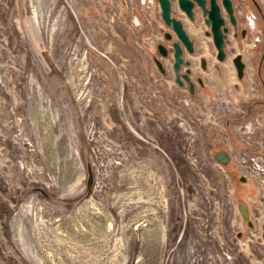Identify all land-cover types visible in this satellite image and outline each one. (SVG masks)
<instances>
[{
    "label": "rangeland",
    "instance_id": "1",
    "mask_svg": "<svg viewBox=\"0 0 264 264\" xmlns=\"http://www.w3.org/2000/svg\"><path fill=\"white\" fill-rule=\"evenodd\" d=\"M174 9L194 93L158 0H0V264H264V46Z\"/></svg>",
    "mask_w": 264,
    "mask_h": 264
},
{
    "label": "water",
    "instance_id": "2",
    "mask_svg": "<svg viewBox=\"0 0 264 264\" xmlns=\"http://www.w3.org/2000/svg\"><path fill=\"white\" fill-rule=\"evenodd\" d=\"M161 8H162V15L165 23L168 26H171L174 31L176 32L179 40L175 41L174 48H175V62H174V69L177 74L178 81L180 82L181 85H183V81H181V69L183 65H190L191 61L185 60L184 53H185V48L190 53H194L195 47H194V40L191 39L189 32L187 31L185 27V23L182 19H179L175 16V11L172 6V0H158ZM208 0H178V3L180 5L181 10H183L191 20L196 19V14H195V6L198 5L202 8L204 15L206 16L205 22L207 23L208 26L211 27V32L213 34V39L215 46L217 48V58L220 61H225L227 57V52H226V46H227V33H228V27L226 26V21L223 17L222 14V8L221 5L218 3V0H210V6H207ZM223 5L226 7L228 13L230 14L231 20L234 25L237 24L236 16L234 14V7H233V2L232 0H223ZM166 37L168 39H171L172 36L171 34H166ZM160 53L163 56L168 55V50L165 45L160 44L158 47ZM205 61V59H204ZM234 64L237 68L238 71V76L243 77L244 75V70H245V62L242 60V55L239 54L234 58ZM160 67H162V64L159 63ZM192 72L191 69H188L186 74H182L186 80L188 81L191 92H195V83L192 81L191 76L189 75ZM225 155H229L227 153H224ZM216 158L225 163L227 162L226 159L222 158L221 155L217 154ZM242 180H245V177L242 178ZM93 183V176L90 174L88 178V188L89 190L92 187ZM241 210L244 213L245 217H248V213L246 210V207L244 205H241Z\"/></svg>",
    "mask_w": 264,
    "mask_h": 264
},
{
    "label": "flooded vegetation",
    "instance_id": "3",
    "mask_svg": "<svg viewBox=\"0 0 264 264\" xmlns=\"http://www.w3.org/2000/svg\"><path fill=\"white\" fill-rule=\"evenodd\" d=\"M246 1L250 4L246 5L245 4ZM232 2H233V7H234V14H235L236 20H237L236 25L233 24L231 17H230V14L228 13L226 7L223 5V0H218V3L221 5V8H222V14H223V17L226 21V26L229 29L228 33H227L228 37H227V46H226L227 57H228L229 45L232 41V38L235 40L243 39V38H245V39L247 38L248 40H250V38L252 39V37H255V38L257 37L258 39L253 42L254 43L253 47L264 46V0H232ZM176 3L178 4V6L180 8L178 0H172L173 9L175 8ZM207 6L208 7L210 6V0H208ZM248 7H250V8H248ZM238 9L242 10L241 13L238 12ZM194 10H195V14H196V19L194 21L189 18L187 13H185L183 10L182 11L185 13L186 17L189 18L194 23L199 19L198 18L199 16H201V18L205 22L206 16L204 15L202 8L198 5H196ZM174 11L176 14L175 9H174ZM248 17H251L253 19V21H254L253 27H251L249 25V23H247ZM205 24L207 25L206 22H205ZM209 28H210V31L206 30V33H207V35H210L213 38V34L211 32V27L209 26ZM251 30H253V31H251ZM190 37H191V35H190ZM191 39H193V38L191 37ZM194 47L196 49L195 40H194ZM184 48H185V52H186L187 48L186 47H184ZM239 54H241V53H237V55H239ZM184 56H185V53H184ZM236 56H234V58ZM227 57H226V59H227ZM234 58H233V62H234ZM204 59L205 58L201 59V64H202L203 68H207V61H206V59L204 61ZM185 60H187V59H185ZM242 60L244 61L243 55H242ZM263 64H264V55H263V57H261V59L259 60V63H258L259 71H262ZM191 66H192V62L190 65H183V67L180 71L181 72L180 78H181V81H183V85H181L180 82L178 81L177 74H176V81L178 82V84L181 86H184L186 84L187 87L190 89V91H191L190 85H189L188 81L186 80V78L182 74H186L187 70L191 69ZM246 67H247V65H245V70H246ZM245 70H244V75H245ZM237 73H238V71H237ZM192 74H193V72H191L189 75L192 77ZM244 75H243V77H244ZM243 77H240V78H243ZM199 82L203 83L202 80H199ZM195 90H196V85H195ZM224 153L225 152H223V151H219L217 154L221 155L222 158L227 160V162H225V164H226L229 162L230 159H228V156L225 155ZM245 180H246V178H245ZM245 180H242V181H245ZM241 205H244V204H241ZM241 205H240V210H241ZM246 210L248 213V217H245V216L244 217L248 219L249 226L253 227L252 222L249 220L250 214L248 212L247 207H246ZM241 212H242V210H241ZM242 214L244 215L243 212H242ZM238 235H239V237L242 236L241 234H238ZM263 236H264V231H263Z\"/></svg>",
    "mask_w": 264,
    "mask_h": 264
},
{
    "label": "built area",
    "instance_id": "4",
    "mask_svg": "<svg viewBox=\"0 0 264 264\" xmlns=\"http://www.w3.org/2000/svg\"><path fill=\"white\" fill-rule=\"evenodd\" d=\"M149 1H152V0H142V2L144 3V4H149ZM155 1V0H154ZM253 19L251 18V17H248V21H247V23H249V25L251 26V27H253ZM247 25V24H246ZM258 38L256 37L255 38V41L257 40Z\"/></svg>",
    "mask_w": 264,
    "mask_h": 264
},
{
    "label": "bare ground",
    "instance_id": "5",
    "mask_svg": "<svg viewBox=\"0 0 264 264\" xmlns=\"http://www.w3.org/2000/svg\"><path fill=\"white\" fill-rule=\"evenodd\" d=\"M257 176H258V175H257ZM259 177H260V175H259ZM261 178H262V177H261ZM90 204H92V202H91V201H88V200L85 201V203H84V205H85L86 207H89ZM92 205H93V204H92ZM92 205H91V206H92ZM90 227H91V226H90ZM85 228H86V227H85ZM88 230H89V229H88ZM93 231L95 232V228L92 229V232H93ZM94 234H95V233H94ZM51 257H52V256H51ZM51 261H52L53 264H56L54 257L51 258Z\"/></svg>",
    "mask_w": 264,
    "mask_h": 264
},
{
    "label": "crops",
    "instance_id": "6",
    "mask_svg": "<svg viewBox=\"0 0 264 264\" xmlns=\"http://www.w3.org/2000/svg\"><path fill=\"white\" fill-rule=\"evenodd\" d=\"M244 41H245V38H243V39H238V40H235V44H234V46L237 44V45H239L240 43L241 44H244ZM233 43V42H232ZM230 47V46H229ZM229 51V50H228Z\"/></svg>",
    "mask_w": 264,
    "mask_h": 264
}]
</instances>
